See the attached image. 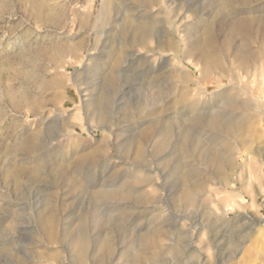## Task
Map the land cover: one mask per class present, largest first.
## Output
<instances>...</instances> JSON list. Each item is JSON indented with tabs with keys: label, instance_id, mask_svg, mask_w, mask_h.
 <instances>
[{
	"label": "rangeland",
	"instance_id": "1",
	"mask_svg": "<svg viewBox=\"0 0 264 264\" xmlns=\"http://www.w3.org/2000/svg\"><path fill=\"white\" fill-rule=\"evenodd\" d=\"M133 1L0 0V264H264V97L263 113L252 111L243 118L240 112H224L232 116L227 118L242 121L236 133L218 135L220 150L232 165L223 169L224 177L219 178L215 167H206L200 159L185 160L201 173L194 181L205 179L196 205L189 207L177 200L181 185L173 170L179 124L187 123L186 118L176 121L173 114L183 107L177 101L184 91L165 75V89L174 86L173 96L166 103L155 100L153 87L143 77L145 66L138 61L143 53L124 45L115 56L117 44L126 43L125 32L130 31L125 13L138 20L154 16L161 29L170 27L168 22L178 12L187 14L182 25H188L197 13L209 11L219 43L233 16L224 21L213 0H200L194 12H185L188 0L170 3V8L166 0H156L158 6L152 13L140 12L143 1ZM160 8L164 12L156 14ZM232 9L241 7L234 3ZM253 11L239 13L245 17ZM257 11L263 14L264 8ZM115 15H119L117 23ZM160 34L169 36L167 29ZM254 37L251 46L257 50L264 41L260 33ZM133 53L139 54L136 60ZM182 60L183 56L170 61L165 71L189 73L197 82L195 89L209 87L210 96L201 100L213 104L209 98L222 91L212 79L219 72L203 81L199 68ZM151 65L160 67V61L152 60ZM223 65L227 87L238 80L248 90L257 86L264 94V68L242 71L235 65L230 69L226 60ZM204 104L184 114L188 118L202 111ZM167 124L170 137L157 152L154 147L162 137L154 135ZM151 125L152 133L157 132L146 140L142 135ZM72 126L80 137L67 142L64 134ZM197 137L207 142L211 134L201 131ZM135 138L144 139L142 160L138 159V144L125 147V142ZM90 152L98 155L97 161L72 165L77 156ZM64 165L69 174L77 179L80 174L85 180L82 188L75 189L72 181L61 177ZM133 176L148 181L135 186L124 183ZM102 188L128 189L135 197L94 198L90 189ZM140 193L147 202L137 198ZM204 212L216 218L208 220ZM239 215L243 223L240 217L235 220ZM214 221L220 223L219 230L211 226ZM195 223L205 224L204 230L193 238V247H188ZM155 232L159 234L153 237ZM145 233L148 242L141 237ZM181 233L182 243H178ZM217 233L224 237L220 248L210 241ZM102 240L107 241L103 247ZM181 246L184 251L179 255Z\"/></svg>",
	"mask_w": 264,
	"mask_h": 264
},
{
	"label": "bare ground",
	"instance_id": "2",
	"mask_svg": "<svg viewBox=\"0 0 264 264\" xmlns=\"http://www.w3.org/2000/svg\"><path fill=\"white\" fill-rule=\"evenodd\" d=\"M136 1L138 3L143 1L142 3L144 5L142 3H140L142 6V7H140V9L141 8H144V9L140 12L149 11L152 13V8L155 6H158V4L155 2L156 0H135L133 2H136ZM175 1L182 2L183 0H166L165 5H167V7L170 8L171 6H169V4L170 3L173 4ZM188 1H189V3L188 4L186 3V5H185V6H187L185 12L186 11L187 12H194V10H195L194 6L196 4H198L199 2H201L200 0H188ZM213 1L217 2V7L215 10L217 11V14H222L221 17L224 21H225L227 16H233L227 22V24L224 26L225 37L221 43H219L217 41V39L214 35V26H215L214 22H215V20H211L212 17H211V14L209 13V11L197 13L195 15L194 22L191 24H188V25H182V23L184 22V19L185 20L188 19V17L186 16L187 15L186 13H183L184 15L183 14L179 15L180 13L178 12L177 16H175L173 20H171L172 18L169 17L171 21L168 23L171 26L170 27L161 26V29H167V31L169 33L168 37H166V36L163 37L162 34H160L161 29L159 27H157V25L159 24V21H157L156 17H154V16L152 17L149 15L150 17L148 16V17H141L140 18L137 16L139 19H143V20H138L134 16H131V15L125 13L126 22H127V24H129L128 29H130V31L125 32V34H126L125 36H127L126 38H128V39H127V41H125L126 43L117 44V46L115 48V56H117V52H119L124 47V45H126L125 47H128L129 49L130 48H135V50L137 49V51H138V53H140V55L143 53V56H141L140 58L138 57L139 56L138 53H137L138 55L133 53L132 56L135 58V60L138 57V61H140L142 64H144L145 71L143 72V77L147 80L148 87L149 86L153 87V93H154V99L155 100L160 101L162 103H166L167 100L170 99V96L173 94L174 86H172V88H171V86H169L167 89H165V86H166L165 84L167 81L165 75H168V77L170 76L171 77L170 81H172L173 83L176 80V83L180 84V91L181 90L184 91L183 93H180V95H179L180 99H178V101H177V103L182 104L183 107L181 109H178L177 111H175V113L173 114V116L177 117L176 121L181 122V120H183V118H186V120H184V121H187V123H185L184 125L179 124V135H178V139L175 143L176 156L174 158L175 159V165L173 166V170L175 172V176H176L177 181L181 185V189H179L180 192L177 190L179 192L177 200L184 203L186 206H189V207H193L196 205L197 196L200 193L202 194V192H203V185L205 183V179L203 178V180H204L203 182L202 181H200V182L194 181V178H197L198 176H200L201 173L195 168V165L187 164L185 162V160L189 157H191V158L193 157L194 162H196L198 159H200L201 162L206 167H209V168L215 167V171H216L217 176L219 178L224 177L223 176L224 174L222 172L223 169H226L227 166L230 168V166H232V165H231V159L228 158L225 155V153H222V151L220 150V147H222V145H221L222 140H221V136H218V135L220 133H223V134L224 133H228V134L230 133L231 134L233 132L236 133L239 123L242 122V121H237V119L227 118L229 116H230V118H232V116L231 115L226 116V113H224V112L225 111H229V113L240 112L239 114L241 116H243L244 114L248 115L252 111H256L258 113H263L261 103H262V98L264 97L263 96L264 94L261 95L259 87L255 86V88L253 90L252 89L248 90V87H246V85H244L243 83L239 82L236 79H235L236 81H234V79H233L234 82L232 81L233 83H231V85H230L231 87H227L225 85V83L223 81V79H224L223 74H225L226 71H225V67L223 65V61L224 60L227 61V64H228L230 69H233V66H235V65H236L237 69H241L242 71H246V70H251V71L253 70L254 71V70H257L258 68H264V42H263V45L261 44L262 46H260V48H258L257 50L252 49V46H251L252 41L254 42L253 38H255L254 37L255 32L257 34L260 33V36H261L262 40L264 41V13L262 14V13H260V11H257L261 7L264 8V0H213ZM234 3L241 7L240 10L238 9L239 11H237V10L234 11L232 9ZM174 4H176V2ZM251 4H253V5L255 4L256 7H251ZM104 6L106 9L110 8L107 3ZM242 10H247V11L255 10V11L248 12V14H250V16L241 17L239 12H241ZM108 12H110V11L108 10L107 13ZM157 12L158 13H156V14H159V13L164 12V10H162L160 8V9H157ZM144 14H146V13H144ZM109 15L110 14H108V19L110 17ZM118 16L115 15L116 23H117V19H118V18L116 19V17H118ZM104 17L107 18V14H106V16L104 15ZM106 18H104V19L106 20ZM111 19L112 18H110V20ZM115 20H113V21H115ZM119 21H120V19H119ZM224 21L222 22V24L224 23ZM106 23H108V22H106ZM106 23H104V24H106ZM126 30H127V28L124 27L123 31H126ZM257 37H259V35ZM259 39L257 38V40H259ZM259 43H261V42H259ZM169 56H174V57L170 60H167L166 57H169ZM182 56H183L182 61H185L188 64L194 65L195 67H197V69L199 68L198 70L200 72V76L203 79V81H206L207 79H209V77L213 73H215L217 71L219 72L218 76L216 75V76H213V78L211 77L213 80H215V83L220 86V89L222 88L221 89L222 91L220 93L215 94L216 92L215 93L213 92L214 94H212V97L209 98L210 102L212 100L214 101L213 104L205 105L204 102L202 101L204 98H208L210 96L211 92H210L209 87H204V89H202V90L195 89L193 85H194V83H197V82H195L194 79H191L189 73H187L183 70L178 72V73L177 72H171V71H169V72L165 71L168 68L170 61L178 60L179 57H182ZM129 57H131V56H129ZM133 57H131V58H133ZM191 57H194L196 59V62L192 61ZM155 59L157 61H160V65H159L160 67L156 68V66L151 65V61L155 60ZM88 60H90V62H92L94 60V58L90 56ZM124 64H125V62H124ZM117 75H118V73H116V76ZM119 76H120V71H119L118 77ZM263 82L264 81H262V83ZM166 91H169L168 96H167ZM123 94L125 96V93H123ZM123 94L119 97V99L123 97ZM151 96H152V94H151ZM201 98H203V99L201 100ZM202 104H204V106H205L202 111L194 112L188 118L186 117L187 114H184L185 111L188 112L189 110H194L198 106H203ZM162 110H163V108L159 107L157 109V112L161 113ZM246 116H243V118ZM168 117H170V115ZM238 117H240V116H238ZM73 119H76V116H74ZM63 123L67 124V119ZM168 125L169 124H167L166 126H163L162 131L158 130L159 132L154 131L153 133H152V131L154 130V127H153V125H151L150 128H148L147 132L142 135V137L144 139H146L151 134H154L157 132L158 134H155L154 136L162 137V140L159 142V144H157L154 147L155 151H157V152L159 149H161V147L166 145V140L168 139V137H170L169 132L171 130L169 127H167ZM83 127L81 126L82 129H83ZM75 128H76L75 126L74 127L72 126V129L70 128L71 130H68L65 132L64 139L67 142L70 141V138L75 137V136H79V133H77V129H75ZM201 131H206V132H209L211 134V138L209 141L208 140H207V142L199 141V139L197 137V133L201 132ZM204 136H205V134H204ZM35 138H36V136H35ZM37 138H38V136H37ZM143 138L130 139L129 141L125 142L126 148H129L134 144H135V146H137V144H138V146H137L138 147V154H137L138 159H141L143 157V155H142L143 152H141V150H142L141 145L144 142ZM199 138H201V136ZM203 139L204 138H202L201 140H203ZM222 144H224V143H222ZM69 147H70V145H69ZM225 148H226V146H225ZM97 160H98V155L95 152H90V153H85L81 156H77L76 159L72 162V165H74L76 167H82L83 165H85L84 163L92 164ZM99 160L101 161V159H99ZM67 169H68L67 165H64V167L60 171L61 175H62L61 177H63L67 181H72L75 189L78 188L81 184L82 185L84 184L83 182L85 180L83 178H81L80 174L78 175L79 179H77L75 176L69 174ZM57 170H60V168ZM36 171L40 172L38 170H36ZM38 175H39V173H38ZM147 181L148 180H146L144 178L133 176L130 178V180H128V179L125 180L124 183L132 184V186H133L134 184L135 185L136 184L142 185V184L146 183ZM220 181L221 180H219V182ZM222 181H223V179H222ZM232 183H234V182H232ZM80 188H82V186H80ZM90 191L93 194L94 198L102 199V200H108V201L123 200V199H130V198L132 199L135 197V193H132L128 189H113L112 190L109 188H102L100 191H97V192H94L93 189L92 190L90 189ZM139 192H140V190H139ZM137 198L140 199V201L147 202V197L142 195L141 193ZM148 203H150L149 200H148ZM210 213L208 214L207 212H204L203 214L205 216L209 215L207 217L208 220H210L211 218H213V219L216 218V217H212L213 215H210ZM238 217H240V215L237 216V219H235V220H237V222L239 220L242 221L243 218L240 217L238 220ZM209 222H212V220ZM242 223H243V221H242ZM219 224H217V221H214L211 226L213 228L216 227L219 230V227H218ZM244 225H245V221H244ZM204 226H205V224H204ZM204 226L202 225V223H200V224L195 223L194 224V226L192 227L193 228V232H192L193 234L189 240L191 244L188 243V245H187L188 247H193L192 246L193 240H194L193 238H197L200 236L201 229H203ZM245 227H246V225H245ZM243 228H244V226H243ZM216 231L217 230L211 231V232L215 233ZM157 232H158V230H157ZM157 232L154 233V236L153 235H150V236L156 237L159 234V233L157 234ZM159 232H160V230H159ZM181 232H182V230H181ZM150 234H152V233H150ZM219 234L220 233L214 234L213 235L214 237H212L211 238L212 240H210L211 242H213L215 244L216 248H220L219 245L221 244V242H223L221 239L222 238L224 239V237L219 235ZM146 235L147 234L145 233V235H142L141 237L144 240H146V242H148L149 240L147 241ZM210 237H211V235H210ZM178 238H179L178 243H180V242L182 243L183 233H181ZM139 240H141V239H139ZM144 240H142V242H144ZM73 241H74V239H73ZM76 241L77 240H75V242ZM77 242L81 243L80 240ZM146 242H144V243H146ZM150 242H152V241H150ZM106 243H107V241L102 240L100 245L103 247ZM150 244H153V243H150ZM80 249H81V247H80ZM196 250H197V248H196ZM183 251H184L183 246H181L180 248H178L177 253L180 255V253ZM201 252H199L200 255H202ZM142 254H143L142 252L141 253L139 252V255H142ZM139 255L137 258H140ZM194 255H196V254H194ZM191 256H193V255H191ZM179 257H181V256H179ZM131 258H130V260H131ZM136 261H137V259H136ZM77 264H82V263L78 262Z\"/></svg>",
	"mask_w": 264,
	"mask_h": 264
}]
</instances>
